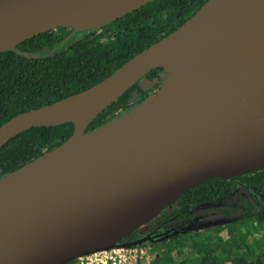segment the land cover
<instances>
[{"label": "water", "instance_id": "obj_1", "mask_svg": "<svg viewBox=\"0 0 264 264\" xmlns=\"http://www.w3.org/2000/svg\"><path fill=\"white\" fill-rule=\"evenodd\" d=\"M155 1L0 0V53L58 29H102ZM257 1L263 20L255 26L256 48L241 45L213 20L190 26L195 17L210 12L216 2L210 0L186 25L102 83L21 114L0 128L2 148L34 128L75 125L66 143L0 181V264H69L86 255L141 246L119 245L202 183L264 170V148L248 150L254 126L264 120V0ZM188 56L198 62L195 75L174 90L170 66ZM157 69L166 77L143 104L86 133L104 110ZM211 76L224 83L218 111L211 124L195 130L194 87ZM151 119L162 132L169 126L175 130L128 144L127 139ZM166 200L170 203L163 211L123 235L81 237L71 245L36 251L27 242L30 234L85 204L152 207Z\"/></svg>", "mask_w": 264, "mask_h": 264}, {"label": "trees", "instance_id": "obj_2", "mask_svg": "<svg viewBox=\"0 0 264 264\" xmlns=\"http://www.w3.org/2000/svg\"><path fill=\"white\" fill-rule=\"evenodd\" d=\"M209 1L157 0L102 29L79 34L64 28L60 29L64 34L61 37L57 30L50 31L19 44L14 51L0 53V128L21 114L55 104L102 83L138 54L186 25ZM106 36H110V40L103 43ZM162 74L164 70L157 69L143 80L152 83ZM142 81L104 110L86 133L97 131L143 104L151 94L141 85ZM155 88L159 89V85ZM74 132L75 125L67 123L34 128L11 139L0 148V181L60 147ZM239 191L249 194L257 211L251 208L230 211L244 214L246 221L241 223L247 232H253L237 246L239 255L231 264H264V237H260L264 232V205L260 199L264 196V170L230 180L206 181L137 232L152 230L154 225L163 231L171 226L181 233L198 212L228 201ZM214 236L206 237L207 241L193 239L190 252L197 255L194 264L213 263L218 252ZM158 246L163 249L161 241ZM184 263L188 264V260Z\"/></svg>", "mask_w": 264, "mask_h": 264}, {"label": "bare ground", "instance_id": "obj_3", "mask_svg": "<svg viewBox=\"0 0 264 264\" xmlns=\"http://www.w3.org/2000/svg\"><path fill=\"white\" fill-rule=\"evenodd\" d=\"M208 20L219 23L231 38L245 47L256 48L259 45V36L255 26L262 22L263 12L257 0H216L210 12L205 16L195 17L190 26H197ZM197 63L196 59L188 56L170 66L174 79V90L195 75ZM223 88L224 83L217 76L203 79L198 86L194 87L193 129H199L202 124H211L215 120L218 111L217 100ZM169 99L173 101L174 97L171 96ZM166 109L167 107L164 108ZM174 130V126H169L166 132H162L158 128L157 121L151 119L132 137L130 136L127 143L137 144ZM263 148L264 120L254 126L248 150L252 152ZM169 203L170 200H166L152 207H135L123 202L106 205L85 204L75 214L55 221L40 233L30 234L27 242L30 249L36 251L52 245L53 247L71 245L81 237L123 235L133 227L153 219Z\"/></svg>", "mask_w": 264, "mask_h": 264}, {"label": "rangeland", "instance_id": "obj_4", "mask_svg": "<svg viewBox=\"0 0 264 264\" xmlns=\"http://www.w3.org/2000/svg\"><path fill=\"white\" fill-rule=\"evenodd\" d=\"M82 33L84 32H79V34ZM57 34L60 37L64 35L60 29L57 30ZM109 40L110 36H106L103 38V43H107ZM165 77L166 75L164 73L159 80H155L152 83L143 80L141 85L144 89L150 90V94H153L158 90L155 88V85L158 84L160 88ZM236 208H251L253 211H257V207L250 202L249 197L243 191H239L230 197L228 201L198 212L194 221L188 227H183L181 233L175 232L176 229L173 227L163 231L159 238L163 249L158 246V242H148L145 245L139 246L138 249L148 251L149 259H152L151 264H183L187 260L188 264H194L195 261L193 260L197 258V255L191 254L190 252V247L194 243L192 242L193 239L207 241L208 239L206 237H209V235L214 236L216 232L214 245L218 247V252L214 255L212 264H231L233 258L239 255L237 246L245 241L249 233L253 234V232H247L245 225L241 223L245 219L244 214L230 212ZM247 221L250 222L251 220ZM209 229L210 231H206ZM204 231L206 232L203 233ZM260 237H264V232ZM167 239H170V241L165 242ZM123 247L127 248L126 246ZM165 250L167 251L166 253H164ZM142 263L147 264V261L143 260Z\"/></svg>", "mask_w": 264, "mask_h": 264}, {"label": "built area", "instance_id": "obj_5", "mask_svg": "<svg viewBox=\"0 0 264 264\" xmlns=\"http://www.w3.org/2000/svg\"><path fill=\"white\" fill-rule=\"evenodd\" d=\"M138 247H121L86 255L74 261V264H143V260H146L147 264H151L152 259H149L148 251L138 249Z\"/></svg>", "mask_w": 264, "mask_h": 264}, {"label": "flooded vegetation", "instance_id": "obj_6", "mask_svg": "<svg viewBox=\"0 0 264 264\" xmlns=\"http://www.w3.org/2000/svg\"><path fill=\"white\" fill-rule=\"evenodd\" d=\"M244 192V191H243ZM245 193V192H244ZM246 194V193H245ZM247 197H249V194H246ZM250 199V202L253 203V201L251 200V198L249 197ZM261 200H264V196L260 198ZM263 205H264V202L262 201ZM256 206V205H255ZM257 207V206H256ZM195 219V217L192 219L191 222H193ZM190 222V223H191ZM190 223H188L187 225L189 226ZM171 227V226H169ZM185 228V227H184ZM183 229V228H182ZM164 229L162 228H158V227H155L153 225V229L152 230H145V232H137L132 234L131 236H129L128 238L124 239L120 244L121 246L122 245H125V244H129L131 242L132 243H140V245H145L146 243L148 242H153V243H156V242H159V238H160V235L162 233ZM158 237V238H157Z\"/></svg>", "mask_w": 264, "mask_h": 264}]
</instances>
